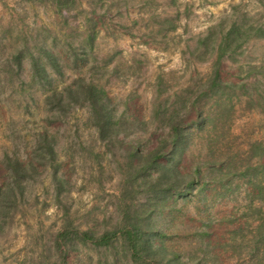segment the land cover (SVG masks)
<instances>
[{"label": "rangeland", "instance_id": "1", "mask_svg": "<svg viewBox=\"0 0 264 264\" xmlns=\"http://www.w3.org/2000/svg\"><path fill=\"white\" fill-rule=\"evenodd\" d=\"M231 20L241 27L264 29V0H78L75 10L62 13L49 3L0 0V67L6 53L21 44L25 34L33 36L34 43H44L66 62L73 61L76 50L87 60L81 67L82 74L105 87L115 98L119 114L150 119L159 104L171 113L177 106V95L205 84L216 53L212 46L207 51L200 41L212 35L210 45L215 46L220 39L216 37L218 26L227 31ZM91 23L96 24L97 31L93 56L82 47ZM71 32L73 46L69 48L64 37ZM53 36L61 42L53 43ZM93 64L100 69L92 68ZM221 73L235 89L231 92V118L219 127L234 139L239 136L236 145L244 146L248 140L264 141V105L257 102L262 98L264 103V37L252 36L237 52L227 55ZM76 77L75 73L67 74L68 80ZM213 102L214 98L202 108L205 114ZM17 113L15 123L10 125L7 116L0 115V185L7 174L4 152L25 159L31 151L27 140L9 138L14 131L28 136L35 133L33 123L25 125L20 121L25 117L21 110ZM33 113L40 121L42 113ZM88 118L86 108H77L67 123L50 126L58 137L61 195L57 197L49 171L27 184L24 198H16V207L0 216V264H55L54 241L66 210L69 220L82 230L102 234L120 225L123 147L108 150L88 125ZM156 127L131 134L125 143L139 144L144 152L151 150L160 131ZM197 135L191 140L192 152L204 153L208 138ZM207 192L206 204L211 206L207 211L198 199L178 198L176 203L170 202L173 210L166 208L162 216L154 217L155 226L167 235L164 241L169 248L184 251L190 227L211 216L216 219L220 211L236 205L235 201H213L215 191L210 188ZM123 254L120 246L110 251L79 245L70 250L69 261L113 264L117 258L118 264H130Z\"/></svg>", "mask_w": 264, "mask_h": 264}, {"label": "trees", "instance_id": "2", "mask_svg": "<svg viewBox=\"0 0 264 264\" xmlns=\"http://www.w3.org/2000/svg\"><path fill=\"white\" fill-rule=\"evenodd\" d=\"M25 1L49 3L58 13L73 11L78 5V0ZM87 30L82 47L93 56L96 24L91 23ZM72 33L64 37L69 48L73 46ZM252 36L263 38L264 29L254 25L241 27L233 20L227 31L218 26L216 37L220 39L215 46L210 45L212 35L200 41L207 51L212 48L216 53L213 71L205 84L177 95V106L171 113L159 104L150 119H143L118 113L115 98L105 87L82 74L81 67L87 60L76 50L73 61L66 62L44 43H34V37L25 34L21 44L6 53L0 67V109L7 110L0 111V115H6L10 125L21 110L25 117L20 121L25 125L32 122L35 133L28 136L14 131L9 137L27 140L31 151L25 159L4 152L7 174L0 185V216L16 207V198H24L27 184L42 172L49 171L59 198L63 179L59 177L58 137L50 126L67 123L73 110L86 108L88 125L108 150L123 147L125 163L120 168L124 179L118 196L122 218L112 231L97 234L74 226L66 210L54 241L55 264H71L70 250L79 245L110 251L120 246L130 264H264V141L248 140L244 146L236 145L234 141L239 136L234 139L219 127L231 118V92L235 89L230 80L222 77V60L237 52ZM57 40L53 36V43L61 42ZM92 68L100 69L95 64ZM68 72L77 77L68 80ZM213 98L205 114L202 108ZM257 102L264 105L262 98ZM33 112L42 113L40 121H36ZM155 124L156 131H160L151 150L144 152L139 144L125 143L131 134L148 132ZM195 134L208 138L204 153L192 152ZM210 188L215 191L213 201H235V207L220 211L216 219L211 216L190 227L184 251L169 248L164 241L167 235L155 226L154 217L162 216L166 208L172 209L170 202L176 203L178 198L198 199L207 211L211 208L206 204ZM118 263L115 258L113 264Z\"/></svg>", "mask_w": 264, "mask_h": 264}]
</instances>
